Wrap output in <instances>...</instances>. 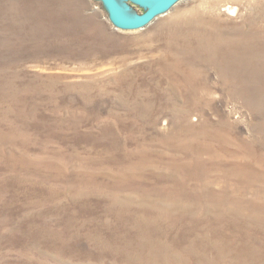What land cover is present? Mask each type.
Masks as SVG:
<instances>
[{
    "label": "rangeland",
    "instance_id": "1",
    "mask_svg": "<svg viewBox=\"0 0 264 264\" xmlns=\"http://www.w3.org/2000/svg\"><path fill=\"white\" fill-rule=\"evenodd\" d=\"M194 10L215 40L264 32V0H180L138 30L97 0H0V264H264V179L230 174L264 173V76L219 79ZM214 131L220 165L195 149Z\"/></svg>",
    "mask_w": 264,
    "mask_h": 264
},
{
    "label": "bare ground",
    "instance_id": "2",
    "mask_svg": "<svg viewBox=\"0 0 264 264\" xmlns=\"http://www.w3.org/2000/svg\"><path fill=\"white\" fill-rule=\"evenodd\" d=\"M220 10L227 14H234V12H236V9L229 4L223 5ZM128 14L133 15L130 11ZM190 15L191 16L186 20L185 24L191 31L187 32H200L204 30L205 34L208 37L203 38L202 42L199 39V45H201V47L203 46V49L207 51L208 60L213 62L215 60V56H217L216 54H219V56H217L219 58L218 63L216 64L217 67H215V69H217L216 73L218 74L219 79L228 82H232L234 80L237 82H242L244 78H249L250 75L254 76V70L258 71L259 76H264V32L256 33L254 34V36L244 33L238 34L237 36L235 35V38L225 39L223 37L215 40L213 37H209L211 35V32L213 31L211 30V28L213 27V25H211V22L206 21L205 16L197 10H194ZM261 31H263V29ZM216 35L219 37L218 34ZM259 93L261 94L259 95V97H264V91H259ZM220 131L202 134L203 137H205L204 139L208 141L206 142L207 145L204 149H198L197 147H195V149L197 150H202L206 152V156L209 155V163H216L217 165L220 163L219 161L223 158L222 153L225 152V150L229 146V139L225 134L221 133ZM212 142H215L216 144H218V146H214ZM195 155L197 156V154ZM248 156L252 158L255 157L254 153L249 154ZM194 158L195 157H191L189 159L192 161ZM239 162L241 164L237 162V164L234 163L232 165V172L230 173L232 174L231 176H235L240 181H248L254 179L253 177H255V175L253 174H257L258 177H255V179H264V173L259 172L254 167V165L250 163V161H245V163L242 161ZM193 163H195L194 165L196 167L199 166L200 159H196ZM244 171H246L247 175L251 176L252 178H248L249 176L247 177L246 174L243 175L242 173ZM201 246L202 247H200V245L199 247L197 246V248L193 249L192 251L202 253L203 255H207V253L215 251L212 250L214 248L216 250L220 248L218 252L221 253L233 251V247L231 245L226 244H208V246H205L207 247V249L209 248L208 252L203 247V245Z\"/></svg>",
    "mask_w": 264,
    "mask_h": 264
},
{
    "label": "water",
    "instance_id": "3",
    "mask_svg": "<svg viewBox=\"0 0 264 264\" xmlns=\"http://www.w3.org/2000/svg\"><path fill=\"white\" fill-rule=\"evenodd\" d=\"M107 11L110 23L121 30H138L148 26L158 16L165 14L180 0H97ZM131 2L144 8V12H133L127 4ZM132 12L133 15H129Z\"/></svg>",
    "mask_w": 264,
    "mask_h": 264
}]
</instances>
